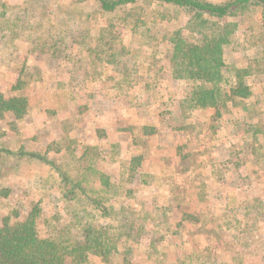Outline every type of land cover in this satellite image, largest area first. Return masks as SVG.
I'll list each match as a JSON object with an SVG mask.
<instances>
[{"label":"trees","instance_id":"16d2710c","mask_svg":"<svg viewBox=\"0 0 264 264\" xmlns=\"http://www.w3.org/2000/svg\"><path fill=\"white\" fill-rule=\"evenodd\" d=\"M139 1L170 6L189 18L186 28L169 40L171 78L192 86L183 106L186 113L215 112V119L220 121L224 109L245 105L255 98L257 76L252 68L230 58L241 52L243 57H255L248 58L250 61L264 63V57H260L264 55V0H56L58 4L67 2L74 7L96 5L107 14ZM28 14L27 10L17 14L15 6L0 0V38L12 45L29 38L32 25ZM115 38L111 31L101 30L94 47L87 48L90 69L85 79L101 81L105 68L112 67L117 73L125 64L123 55L114 50ZM121 71L126 83L134 79L131 72ZM30 78L31 73L23 66L12 95L7 99L0 97L1 120L9 116L14 125L29 117L30 98L25 91ZM120 84L123 83H117ZM68 87L73 93L76 85L70 83ZM79 110L81 115L90 108L80 106ZM262 121L264 118L259 117L253 127L240 131L243 143L240 152L228 153L225 159H211L209 147H204L203 142V152L194 149L185 153L184 148L172 144L177 166L186 172L181 184L164 179L161 187L155 184L160 177L141 173L145 154L130 151L140 138L154 137L161 145L165 136L160 135L157 126L118 129L119 133H129L128 138L132 139L125 152L122 140L107 141L105 148L97 144V139H107L105 131L99 128L91 132L97 139L89 140L82 139L76 126H60L58 138L48 142L39 140L37 135L16 151L5 148L8 142L5 132L0 130L1 199L11 196L13 187L8 178L17 173L11 166L13 162L10 165L8 161L41 170L28 184L30 193L26 196L31 197L28 210H23L21 203L1 219L0 264H136L135 247L141 245L146 229L141 221L143 213L137 219L131 216L134 210L123 200L129 193L123 194L124 183L118 184L101 166L106 159L112 164L117 161L122 175L141 174L138 180L144 179L143 184L155 189V200L168 190L163 202L156 201L159 204L152 209L158 229L142 264H232L244 250L245 256L259 257L264 264V198L247 197L240 201L234 192L226 191L233 187L230 178L240 179L249 171L246 166L260 167L250 177L254 176L259 186L264 187L260 174L264 171ZM239 123L236 122L241 126ZM183 129L186 128H178ZM136 130L141 131L140 136L135 135ZM40 141L43 146L39 150L29 145ZM199 199L210 202L215 210L194 211L199 207L196 205ZM257 232L263 233L262 236H257Z\"/></svg>","mask_w":264,"mask_h":264},{"label":"rangeland","instance_id":"374dc122","mask_svg":"<svg viewBox=\"0 0 264 264\" xmlns=\"http://www.w3.org/2000/svg\"><path fill=\"white\" fill-rule=\"evenodd\" d=\"M4 1L15 6L17 14H23L27 10L32 25L30 37L16 41L15 45L0 38V97L7 99L12 95V87L23 66L32 75L25 91L30 98L29 117L25 121L13 123L14 125L9 116L0 119V130L5 132V140L8 142L5 148L9 150L16 151L37 135L39 140L52 141L58 138L61 127L72 125L78 128L82 139L96 140L95 134H91L93 128L104 130L107 139H97L96 143L105 148L108 147L105 144L107 141L116 143L122 140L125 152L126 145L132 139L128 138L129 133H119L118 129L140 125L157 126L160 135L165 136L161 145L157 144L154 137H139V144L132 146L130 151L145 154L146 160L141 173L144 176L155 174L160 177L155 184L161 187L164 179H172L181 184V178L186 172L177 166L176 151L172 144L184 148L185 153L193 152L194 149L196 152H203V142L204 147H209L211 159H225L228 153L240 152L243 144L240 131L253 127L259 117L264 118V63L250 61L248 58L255 57H243L241 52H235L230 59L252 68L257 76L254 85L255 98L245 102V105L224 109L220 121L215 119V112L189 114L184 111L183 106L192 86L171 78L172 45L169 42L176 32L188 25L189 18L182 11L142 1L113 14L102 12L96 5L74 7L68 6L67 2L58 4L56 0ZM101 30H109L116 36L114 50L126 60L120 68L131 72L134 78L129 79V83H126L121 69L114 73L112 67L105 68L101 81L91 82L85 79V74L90 69L89 60L86 59L90 54L87 48L94 47ZM70 83L76 85L73 93L69 91ZM117 83L123 84L118 86ZM80 106H87L90 110L80 115ZM53 112L57 114H51ZM73 112L76 115L74 117ZM237 121L241 126L236 124ZM179 127L186 129L180 131ZM134 133L141 135L139 130ZM29 145L35 146L37 150L39 146H43L41 141ZM8 162L10 165L13 162L11 166L17 173L8 178L13 187L11 196L0 198V222L12 208L19 207L18 204L22 203V209L28 210L31 203V197L26 196L30 193L28 184L41 171L36 166L20 165L12 160ZM118 165L117 161L112 164L110 159L101 164L118 184L120 181L124 183L123 194L125 191L129 194L123 200L134 210L130 212L131 216L137 219L143 213L141 221L146 229L141 245L135 247L138 254L134 261L142 264L146 259L148 246L155 236V230L158 229V220L152 209L159 204L156 201L163 202L168 190L158 194L160 199L155 200V189L143 184L144 179L138 180L141 174L122 175L123 170ZM261 166L264 170V164ZM246 167L249 171L244 172L240 179L230 178L233 180L231 188L234 190L228 187L226 191L234 192L240 201L247 197L263 199L264 187L259 186L254 176L250 177V173L258 171L260 167ZM241 169L245 170L242 167ZM260 174L264 182V171ZM196 205L199 207L193 209L194 211L202 208L208 212L216 208L210 202L204 203L200 199ZM145 214L146 217L143 216ZM255 234L261 237L263 233ZM244 251L236 255L232 264H263L261 258L245 256Z\"/></svg>","mask_w":264,"mask_h":264}]
</instances>
